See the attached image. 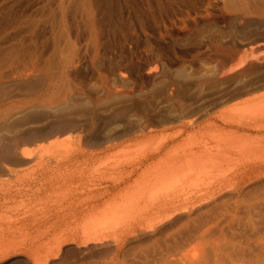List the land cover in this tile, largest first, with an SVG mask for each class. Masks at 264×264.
Wrapping results in <instances>:
<instances>
[{
    "label": "bare ground",
    "instance_id": "6f19581e",
    "mask_svg": "<svg viewBox=\"0 0 264 264\" xmlns=\"http://www.w3.org/2000/svg\"><path fill=\"white\" fill-rule=\"evenodd\" d=\"M241 96L202 124L175 118L177 128H163L156 141L130 138H150L145 129L85 138L61 116L54 129L25 140L65 135L59 152H41L57 142L7 146L0 256L30 252L24 264L69 254L82 255L71 264H264V90ZM65 243L73 246L63 252ZM146 243L137 255L123 250Z\"/></svg>",
    "mask_w": 264,
    "mask_h": 264
},
{
    "label": "rangeland",
    "instance_id": "374dc122",
    "mask_svg": "<svg viewBox=\"0 0 264 264\" xmlns=\"http://www.w3.org/2000/svg\"><path fill=\"white\" fill-rule=\"evenodd\" d=\"M258 6L257 0H0V155L7 146L52 142L59 146L41 152H59L65 135L25 140L45 135L61 116L85 138L138 137L145 129L150 138H130L156 141L163 128H177L175 118L202 124L219 106L264 90ZM72 246L63 244V252ZM147 246L123 250L137 255ZM80 256L53 260L71 264ZM32 258L11 252L0 264Z\"/></svg>",
    "mask_w": 264,
    "mask_h": 264
}]
</instances>
